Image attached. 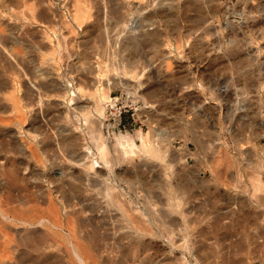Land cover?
Returning a JSON list of instances; mask_svg holds the SVG:
<instances>
[{"label": "bare ground", "instance_id": "obj_1", "mask_svg": "<svg viewBox=\"0 0 264 264\" xmlns=\"http://www.w3.org/2000/svg\"><path fill=\"white\" fill-rule=\"evenodd\" d=\"M182 1L197 3L198 11L211 0ZM29 2L0 0V264H243L247 260L242 258L246 252H241V256L237 249L231 250V245L242 240L246 250V244L253 246L261 242L259 238L264 239L258 235L264 232V221L250 206L252 199L245 195L246 192H232L231 187L228 188L229 182L226 185L222 182L221 185L226 187L217 186L220 189L215 190L218 198L210 199L211 215L208 216V212L207 217H201L203 208L202 214L196 212V217L192 215L194 205L189 209L183 207L186 198L194 197L181 178L180 170H185V163H177L174 171L168 170L170 161L150 167L127 159L128 169L124 172L128 177L121 176L117 171L121 168V157L119 161L113 158L106 144L108 139L101 131L104 110L107 104L113 105V99L102 86L101 73L91 69L95 67V61L92 64L93 59L89 58L92 53L88 55V61L93 66L87 67L83 61L85 53L81 55L79 51L84 41L79 35L88 27L99 26L103 33L98 35L103 38L104 53L96 56L97 62L103 60L114 66L118 62L129 63L138 57V48L148 46L146 48L153 50L151 60L166 64L169 71L174 64L182 69L184 76L191 74L190 69L179 64L185 60L189 37L186 34L187 38H183L179 34L177 20L172 18L182 8L180 0H35L33 5ZM251 3L257 10L261 28L256 35L262 45L252 43V36L247 35L245 37L251 39L250 42L246 39L249 44L243 41L246 45L240 46L234 41L233 32L232 44L220 53L221 46L217 43L221 39L215 43L219 54H212V45L208 42L214 29H218V21L214 24L203 9L197 12V24L202 26L197 25L196 41L190 46L194 51L197 49V73L207 64L223 67L226 61L231 67L229 71L233 73L234 67L242 82L239 87L238 82L232 83L227 76L212 69L208 74L211 85L206 86V92L202 86L197 87L195 95L190 93L192 86H174L173 91L179 94V98L173 100L176 106L187 101L191 108L196 105V99L194 102L192 99L202 96L200 105L197 103V117L193 111L191 113L197 120H188L185 126L191 132L190 140L195 146L194 128L204 126L206 131L210 119L201 110L207 104L205 95L216 111V124L220 128L226 125L227 139L231 142L240 140L234 133L240 135L262 121L256 107L260 101L264 102V0H252ZM228 10H225L226 16L243 19L242 27H246L244 31L248 30L250 22L247 23L245 16L249 13L244 16L241 13L244 9L239 12L232 8ZM166 20H172L177 30L175 43H171V39L170 42L162 39L161 22ZM227 22L231 23V20ZM235 29L232 26L231 31ZM242 29L236 32H243ZM33 52L36 64L30 57ZM69 65L78 69L76 76L71 75ZM113 69L115 84L126 93L140 94L142 84L138 73L132 72L128 76L130 72L123 71L124 68ZM84 80L91 83L88 88L85 86L88 82L84 85ZM237 88L240 98L236 95L241 102L238 108L233 107L231 97ZM235 109L240 110L233 119ZM151 114L158 118L168 117L156 110ZM188 148L185 144L184 149ZM143 151L153 157L158 155L150 144L143 145ZM120 154L131 156L132 150L123 147ZM251 173H255L254 170ZM249 175L251 177L250 172ZM257 175L246 178L253 193L262 189ZM218 178L220 185L223 179L219 181ZM198 193L197 210L202 206L201 193ZM238 221L243 222L244 225H240L245 226V234L243 227H239L243 230H239L240 233L233 229ZM207 230L224 242L220 249L218 247L219 253L206 248L205 240L215 241V236L211 240L200 237ZM241 232L244 235L240 236ZM208 247L212 246L208 244Z\"/></svg>", "mask_w": 264, "mask_h": 264}, {"label": "rangeland", "instance_id": "obj_2", "mask_svg": "<svg viewBox=\"0 0 264 264\" xmlns=\"http://www.w3.org/2000/svg\"><path fill=\"white\" fill-rule=\"evenodd\" d=\"M29 1H30L29 3H32L31 5L35 4L34 3L35 0H29ZM180 2L182 5V8L180 9V12H178L177 15L175 13L172 18L177 20L178 28L180 30V31L178 30V32H180L179 34H181V36H183V38L188 35L187 37H189V39L187 37L186 38L188 40V43L189 42L191 43V44L190 43L188 44V50L189 51L187 50V47L185 48V51H187V52H185V54H186L185 60H183L179 63L180 65L186 66L188 69H190L191 74H188L187 76H184L183 72H181L182 69H178L177 65L171 64V70L169 71L167 69H170V68L165 67L166 64L157 63L153 59L151 60L153 50L151 49V47L146 48L148 46H146V47L143 46L144 48L140 47L141 50L138 48V53H139L138 57L135 60L130 61L129 63L128 62H121V63L118 62V63H115V66H114L113 64H111L109 62L105 63L103 60L101 62L100 61L97 62L96 59H97L98 55L102 56V54L104 53V47H102V46H104L103 42H102L103 38L100 37L103 34L102 30L100 29L99 26H97L99 28V30L97 27H91V28L88 27V29H86L83 32L84 34L82 33L81 35H79L80 40H82V41L84 40L82 42L83 45H81V48L79 49L80 53L82 52L81 55L83 53L86 54V55L83 54V56L86 57L85 60H83L84 64L87 67L88 66L91 67L94 65L95 67H91V69L92 68H93V70L96 69V71L98 70L97 71L98 73H101V76L103 78V80L101 81L102 86L105 89L107 96L110 99H113V102H112L113 105L112 104L106 105V108L104 110L105 118H103L102 126H101V131H102L103 135L105 136V138L108 139L107 143H106L107 147L109 148L113 158L117 159V161H119V159L121 157V159L119 161V164H121L120 165L121 168H118L117 171L121 174V176H124V177H128L126 175V173L124 172L125 168H127V165H128V162H126L127 159H129L134 164L142 163V164H147L150 167H155V166L159 167L160 162L163 163V162H169L170 161L172 163L170 165L171 167L168 166V170L177 169V163L178 164H181L182 162H183V164L185 163L184 164L185 165L184 167H186L185 170H183V171L180 170L182 172L181 178L186 183L185 186L188 188L187 190L193 192L194 197L191 199L186 198L184 200L185 202L183 201V204H184L183 207L189 209L191 206L194 205L193 206L194 210H192L193 211L192 213H194V214H192L193 216H196L197 213L198 214L201 213L200 211H202L203 208H205V210H203V212H202L203 214L201 213L202 214L201 217L202 216L207 217L206 215L208 214V212H210V214H208V216H210L211 215V204H212V203H210V199H216V197L218 196L217 192H215V190L216 189H217L216 191L220 190L219 188H221L223 186V185H221V184H223L222 182H224L225 185H226V183L229 182L228 184L231 186H228V185L227 186H228V188L231 187L230 190L232 192H235V193H239V192L245 193L246 192L245 195L247 197L249 196L250 199H252L251 201H249L250 206L253 208V210H256L257 212H259L261 219H263V221H264V199H262V198H264V197H262V196H264V123L261 124L262 121L264 122V114H261V112L264 113V104H263L264 102L263 101L261 102L260 101L261 99H259V101H260L259 103L261 105L258 103L257 107L259 108L260 111L256 107V111L258 112L257 113L258 117L260 118V120H262V121H260L261 125L260 124L255 125V127L252 126L251 128L249 127L245 130V132H243L240 135L238 133H234V135L235 136L238 135L237 138L241 140V142H240V140H237L238 143L237 142L235 143V142H231L227 139L228 135H229V131L226 130V125H224L225 128L224 127L220 128L216 124V121L214 120L217 118L216 111L214 110L212 101L210 99H208L209 97L207 98V95H205L207 104H204L203 106L201 105L202 106L201 110H203V113H205V115H206L205 117L210 118V119H208L209 121H208V124L206 126V128H207L206 131H205L204 126H202L201 128H198V129L194 128L193 133L195 136V140L197 139L196 140V146L192 143V140H190L192 134L187 129V127L185 128V126L187 125V123L190 122V120L195 121V119L197 117V114H196L197 113V111H196L197 110L196 109L197 103H198V105H200L199 102H201L202 96L199 98L192 99L193 102L196 99V101L194 102V103H196V105L191 107V108H190L189 102H187V101H185L183 104L180 102L181 104H179L177 106L174 104L175 101L173 103V100L179 98V97L177 98V96H179V94H176L173 91L174 86H175V88L181 87L184 84H185L183 86L184 88H185V86L186 87L189 86V88L192 86V88H191L192 90H190V93H192L194 95L196 94L197 87H199V86H200V88L202 86V88L204 89V92H206L207 91L206 89H208L209 85H211V79L209 78L208 74H210L209 71L211 72L212 69H216L217 72L215 71V73H217L219 75L222 74L224 77L227 76L226 78H228L230 80V82L235 83V84H236V82H238L237 86H239V87H240V84L242 82L239 73H238V75H236L237 71L236 72L234 71V70H236L234 67H233V69H234L233 73L234 74L231 71H229V69L231 70V67H230V64H227L226 61L224 62L223 67H221V64H217V65H215V63L212 65L207 64L206 67L209 68V70L203 66V68L202 67L199 68L200 72L197 73V49H195V51H194L193 49H190V46L191 45L193 46L192 42L196 41V40H194V38L196 39V37H197V25L202 26V24L201 25L197 24V15H198L199 11H201L203 9L209 15L211 13L214 14V15H212L213 17L211 15L209 16L207 14L209 19L214 20L213 21L214 24L216 21H218V22H216V24L219 23V24H217L218 29H217V27H216V29H214L212 37H211L210 41H208V42H210L209 46H211V45L213 46V43L215 44L221 39L222 41L220 40L219 41L220 43H217L218 45L215 44L216 49H217V46L218 47L221 46L219 48V53H220V51L223 50L225 48V46H227L228 44H230L232 42L233 38L231 37V35L233 34V32H235V37L237 38V39L234 38V41H236L240 46L241 45L245 46L246 45L245 42H247V44H249L248 41L251 39H252L251 40L252 43L257 42L256 43L257 45H262L261 40H259L260 39L259 35L258 36L256 35L259 33L258 31H260V28H261V26L258 22V14H257L256 7L253 3H251L252 0H242V1L241 0H214V1L211 0L209 2L210 6H207V5H209L207 3L205 6L202 7V9H199L197 11V7H196L197 3L187 4L182 0H180ZM218 3H219V5H218ZM212 4H213V6H212ZM230 7L232 9H234V11L236 10V12L243 11V9H244V12H241L242 15H244V16L247 15L248 13L250 14V15L248 14L247 16H245L247 23L250 22V24L247 26L248 30L244 31L246 29V27H242L244 24V23H241L243 21V19L236 18V17L234 19V17L226 16L227 13L225 10L229 11L228 9H231ZM223 12H225V13H223ZM224 15H225V17H224ZM251 15L253 16V18ZM35 16H36V14H35ZM248 16L250 17L249 18L250 21L247 20ZM211 17L217 18V19H212ZM208 18H207V20H209ZM172 20H166L165 22L164 21L161 22L162 39H164V40L168 39L169 42L171 39L172 40L171 43L172 42L175 43L176 42L175 41L176 36L174 34L177 35V32H176L177 30L175 31V28L173 27L174 24H173ZM227 20H231V23L227 22ZM239 20H240V22H239ZM238 24L240 27L238 26ZM225 25H228V26H225ZM232 26H235V28H236L235 31H231ZM227 27L228 28L231 27V29H228ZM219 29H220V31H219ZM239 29H242V31L244 33L241 31L236 32ZM226 32H227V34H225ZM98 34L99 35L101 34V35L99 36ZM214 34H215V36H214ZM218 35H220L219 38H218ZM247 35H249V38H251V36H252V38L248 40V37H245ZM210 36L211 35H209L208 37L210 38ZM256 36L258 37V39ZM228 37L229 38L231 37L230 42H229ZM225 38H226V40H225ZM238 39H240V40H238ZM100 40H101V42H100ZM243 41H245V42H243ZM239 42H241V43L243 42V43L241 44ZM212 46H211L212 54L215 52H217L216 54H219L218 49H217V51H215L216 49L214 48V46L213 47ZM99 48H101V50ZM124 53H126V52H124ZM31 54L32 53H30V57L32 58V60L34 59L33 64H36L37 63L36 57H35L36 55L34 54V52H33L34 56L33 55L31 56ZM88 55H90V57ZM93 56H94V58H93ZM88 57L90 58V60H91V58L93 59V61L91 60L92 64L95 61V63L93 65L89 62L90 60ZM74 61L77 62V59H75ZM75 62H73V63H75ZM88 63H90L91 65ZM70 66L71 65H69L68 70L70 71L71 75L73 74L72 76H76L78 69H76L75 67H72V66L70 67ZM112 66L115 69L118 68V71H120L124 68L123 71L130 72L128 74V76H130L132 72L133 73L136 72V74L138 73V76H140V81L142 84L141 85L142 90H140V94L135 95L133 93L132 94L126 93L124 90H122V88L119 85H117V83L115 84L116 80L114 79V77H113L114 75H112V72H113V74H116V72H114V69L112 70V68H113ZM217 66H219V67H217ZM227 68H228V70H225ZM220 69H223V70H220ZM203 70H204V72H203ZM205 70H207V71H205ZM219 71H222L223 73L219 72ZM224 71L226 73H224ZM227 71L230 73H228ZM197 74H199V75H197ZM229 74L230 75L233 74L234 76L231 75V77H230ZM178 75H181V77H179ZM106 77H108L109 79ZM182 77L185 79H183ZM236 78L237 79L240 78L239 81ZM172 79H173V83L171 82ZM104 80L106 81L107 84L104 83L105 82ZM169 81H170V83H169ZM87 82H88V84H87ZM197 82L200 84H198ZM83 84L84 85L87 84L85 86L89 87L91 83L88 80H84ZM180 84H181V86H180ZM207 85H208V87H206ZM238 88H237L236 92L231 96L232 102H233L232 105H233V107L236 106L237 108L239 107L238 105L241 104V102H239L240 95H238V94L240 91H238ZM147 92H149V93L147 94ZM236 94L239 96V98L237 97ZM140 95L142 97H138ZM205 96H203V98H205ZM262 104H263V106H262ZM180 105H183V106H180ZM149 106H153V107L151 108ZM260 106L263 110L260 108ZM192 108L194 110H192ZM189 109H191V111ZM154 110L162 112L163 114L164 113L168 114V117L158 118L157 116L151 114L152 111H154ZM204 110H205V112H204ZM239 110L240 109H235L234 114H232L231 117L233 118L238 113ZM192 111H193V113H192ZM191 113L194 114V116L196 114L195 119H194L193 115L191 116ZM223 115L224 114H222V116ZM188 120H189V122H188ZM210 120L212 121L211 123H210ZM185 122H186V124H185ZM231 125L232 124L230 122V126L227 125L228 126L227 128L230 129ZM262 126H263V131H262ZM203 128H204V130H203ZM251 129H252V131H251ZM233 132H236V131H233ZM260 132L262 133V135H258V134H260ZM246 133H247V135H244ZM256 133H258V134H256ZM248 134L250 135V137ZM241 135H243V136H241ZM120 136H122L121 139H119ZM246 136H248V138H246ZM242 139L243 140L245 139V140L243 141ZM249 139H251V140H249ZM145 144L146 145L150 144L156 149L157 154H158L157 157H155V156L153 157L149 154L144 153L143 145H145ZM185 144H187L189 146L188 150L186 149L188 152L184 149ZM123 147H127V149L132 150L131 156L129 154L126 155L129 158H127L126 156H124V157H126V158H124L123 155L120 154V153H122ZM235 147H236V149H235ZM248 150H250V151H248ZM92 151L94 152V149ZM248 161H250V162H248ZM248 164H250V165H248ZM172 166H173V168H172ZM244 166H245V168H244ZM165 170L167 171V169H165ZM213 170L216 171V174L214 173L215 171L213 172ZM250 170L252 172L254 170V172L255 173L257 172V173L256 174L251 173ZM245 171H246V173H245ZM248 171L250 172L251 177H252V175H253V177H256V175L258 174L257 175L259 178L258 183H260V185H261L260 187L262 188V189H260V191L258 190V191H255V193H253L252 189L250 190L251 184H249V182L247 181L248 179H246V178H248V176L250 177ZM212 173H214L215 175ZM220 175H221V177H219ZM216 178H218L219 181H221L223 179L220 182V185H218L219 182L217 181ZM199 179H200V181H199ZM201 180H202V182H201ZM200 182L204 183V184H201ZM213 184H214V186H213ZM188 185H189V187H188ZM248 185H250V186H248ZM212 186H213V188H211ZM223 187H226V186H223ZM245 189H246V191H245ZM247 189H249V190H247ZM211 190H212V192H211ZM197 193L199 195L201 193V195L199 196L202 199V202H201L202 206L200 205L201 209L199 208L200 210L199 209L197 210ZM210 193H211V195H210ZM203 202H205V203L203 204ZM207 206L209 207L210 210L207 209L208 208ZM199 216L200 215H198V217ZM238 223L240 225L243 222L238 221L236 223V225L234 223V226L236 228L233 226L234 227L233 229H235V231L237 230L236 232H238V233H240V231H243L242 229H244L243 233L245 234V229H246V228H244L245 226H241V225L237 226ZM242 225H244V224H242ZM239 227H243V228L239 229ZM210 233H212L214 235H210ZM243 233L240 234V236L244 235ZM261 234L263 236H261ZM201 235L202 236H200V237H202V239H207V240H211L212 236H215L216 239H215V237L212 238V239H215V241L211 240V241H208L209 242L208 243L205 240V242L207 243L206 248L210 249L212 253H217V252L219 253V251H220L219 249H220L222 243H224V242H222V240L218 237V235L213 233L210 230H207V232L203 231L201 233ZM258 235H260L261 238L262 237L264 238V232L259 233ZM204 236H206V238ZM258 238L259 237H257V239ZM259 240H261V242L259 241L258 244L256 243L255 245L252 244L253 246L250 245L251 248H250L249 244H246V250H245V244L243 243L242 240L238 243L236 242L237 244L234 243V244H236L235 245L236 247L234 246V244L231 245L232 249L231 248L230 249L232 251L234 250L233 248H235V250L237 249L236 252H237V254L240 252L239 255H241V252H242V254L244 252H246V253H244V254H247L246 256L244 255L245 258L241 255L243 258V261H245V259H247L243 264H263L264 262H262L261 259L264 261V259H263L264 258V252L262 253L261 250L264 247V243L262 241L264 239L259 238ZM212 241L214 243H211ZM208 244H209V246H212V247L209 248ZM215 244H216V246H215ZM261 244H263V245H261ZM259 245H260V247H259ZM213 247H215V249ZM218 247H219V249H218ZM252 248H254V250H255L254 252H253ZM207 249H206V251H207ZM239 249H242V251L241 250L239 251ZM210 250H209V253H210ZM213 250L214 251L216 250V251L214 252ZM207 253H208V251H207ZM252 254H253V256H252ZM184 256L187 257L188 255L186 253H184ZM251 257H253V258H251ZM256 258L259 260H257Z\"/></svg>", "mask_w": 264, "mask_h": 264}]
</instances>
